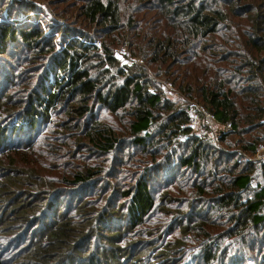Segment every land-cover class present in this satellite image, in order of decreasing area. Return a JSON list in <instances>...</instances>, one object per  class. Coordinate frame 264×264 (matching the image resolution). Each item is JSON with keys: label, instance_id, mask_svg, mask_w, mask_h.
<instances>
[{"label": "trees", "instance_id": "1", "mask_svg": "<svg viewBox=\"0 0 264 264\" xmlns=\"http://www.w3.org/2000/svg\"><path fill=\"white\" fill-rule=\"evenodd\" d=\"M78 1L87 27L49 8L48 34L49 10L22 1L0 20V61L11 56L12 87L24 88L14 103L0 87V244H10L0 264H143L159 210L174 215L166 248L183 236L180 253L195 246L196 264H264V163L246 158L264 146V0ZM118 48L132 65L121 66ZM156 79L231 126L215 141L222 149L195 134ZM45 125L53 146L33 138ZM18 132L24 145L8 141ZM44 153L80 162L60 181L80 193L63 208L42 163L29 166Z\"/></svg>", "mask_w": 264, "mask_h": 264}, {"label": "rangeland", "instance_id": "2", "mask_svg": "<svg viewBox=\"0 0 264 264\" xmlns=\"http://www.w3.org/2000/svg\"><path fill=\"white\" fill-rule=\"evenodd\" d=\"M13 1H18L16 3H13V7H11L7 12V7L9 5V3H12V0H0V20L4 19L8 20L9 17H11V14H13V12L16 11V6H18L19 1H22L26 4H22L24 5V7H29L33 5L32 8H34L35 6L37 8L41 7L43 8L45 11H48L49 8L53 11H55L57 13V15H61V16H65L62 17L65 21V23L67 25H76L78 28L81 27H87L88 23L85 22L84 19L79 18L78 17V11L76 8H74L75 6L73 5H78L79 1L78 0H68V2H65L66 0H13ZM71 1V2H70ZM75 2V3H74ZM56 4L55 6H52ZM21 5V6H22ZM34 8V9H37ZM10 12V13H9ZM27 14L28 11L26 12ZM15 14V13H14ZM34 13H31V15H33ZM51 17V18H50ZM53 13L50 12L49 13H43L41 14L40 19L44 22L43 27H46V31H48L47 33H51L49 32L50 30H48L47 25L51 22V20L53 19ZM13 18V16H12ZM50 18V19H49ZM14 19V18H13ZM91 29V28H88ZM60 36L59 34H57V40H59ZM20 49H16V51L19 52ZM120 50L123 51L124 49L118 48L116 50V56L120 59L121 64H129L132 65L131 62H127L129 57L126 54H121ZM17 52V53H18ZM16 54V53H15ZM12 59L11 56H5L3 57V60L0 61V71H1V76H0V87H5V84L7 85L8 88H11L12 90L15 91V97L13 99V102L16 103L18 101H21L24 99V94H23V87L21 85H19V87H16V85L14 84V88L12 87V80L11 77L13 75H17L14 72V68L12 67ZM137 64H141L140 62H138ZM28 65V63L26 64ZM35 71V70H34ZM31 77H36L35 74H32ZM161 84V85H160ZM156 85L159 86L162 90L163 93L167 96V98L174 104H178L180 106L185 107L186 109H190V107L193 104H201L199 101L193 100V99H189L187 97H185L183 94L179 93L177 91V89L175 87H173V89L170 87V84H166V82L156 79ZM163 85V87H162ZM194 107V106H193ZM192 107V108H193ZM97 116L101 117V118H105V113L104 111L97 113ZM202 121L201 124L198 125L197 127H193V130L195 132V134L199 135H203L202 133H204L205 131H207V135H209V140L210 143L215 146L218 147L220 149H222V146L220 144L217 143L216 146V142L218 141V137L216 135L215 132L216 131V127L211 126L210 129V125H208V123H205V118L203 117H199ZM11 120H7L4 124V126L7 123H10ZM11 126H12V122H11ZM50 125H45L42 127L41 131L38 135H41L39 138L37 137L36 134H33V138L35 137L36 140H40L41 138H46V143L50 146L54 145V142L52 140L53 135H57L56 131H51V129H47ZM8 127V125H7ZM51 131V132H50ZM9 133V132H8ZM7 133V135H8ZM206 134V133H205ZM213 137H212V136ZM28 134L26 132H18L15 134H10L8 141L9 143H14L15 146H19V145H24L27 141H28ZM61 138L63 135H59ZM49 139V140H48ZM44 140V141H45ZM208 140V139H207ZM43 141V142H44ZM73 141V139L71 140V142ZM73 143V142H72ZM48 149L51 150V148L49 147ZM125 149H127V152L130 150V145H127L125 147ZM13 156H15V154H11ZM87 156H91L90 153L86 154ZM28 160V159H27ZM38 161L42 163V170H43V176L47 177V181H49L50 183H54L55 185H57V189L56 190H60V192H58L57 194H55L56 196L59 197V207L63 208V204H70V200L71 197H79V194H76V196H74L77 188L73 187V186H66L65 184H61L62 182H60L61 180H63V178H67V175L69 172H74L76 171L78 165L80 164L79 160H76L74 162L67 160V161H58V160H54L50 155H47L46 153H44V155L41 154H36L34 156L31 157L30 160V165L29 166H35L33 162ZM34 169V168H31ZM69 171V172H68ZM172 172L174 171V169L171 170ZM175 172L177 173V175H181L184 172L181 171L180 169H176ZM173 174V173H172ZM163 177L161 174H158L153 180H152V185L153 187H155L156 189V195H157V200L161 201L163 200L164 196H162V194L164 192H162V189L159 188V186L163 183ZM68 179V178H67ZM52 187V186H51ZM65 191V192H63ZM46 194V193H45ZM121 202L119 201H115L114 204L112 205L111 208H113L114 205H116L117 207L120 205ZM166 211H158V215L157 217L153 220V228H151L148 231H144V235H145V242L142 244V248L144 249V251L141 254V257L143 259V264H176V260L180 259V262L178 264H196L198 262H201L200 257H199V250H197V248L195 246L192 245H184L182 250L183 253H180V247L183 245L184 243V239L182 236L181 240H178L175 242V244L172 243L171 239L169 238L167 240V245L168 247L166 248V236L168 234V230H171L175 227V225L172 224V218H173V214H170L169 216H166ZM167 217L168 221L165 222L164 218ZM116 226V222L113 223V227L112 229L114 230ZM179 229V227H176L175 230ZM164 230V231H163ZM162 231V232H160ZM13 240L16 238H12ZM180 239V238H179ZM152 241H154V243H156V246H150ZM164 244H163V243ZM5 243V242H3ZM16 242L13 241L12 244L14 245ZM9 247L10 244L6 247L3 244H0V253H2L3 255L7 252H9ZM18 249V246L16 245L14 247V251H16ZM180 253V254H178ZM9 254V253H8ZM7 254V255H8ZM10 255H14V252H10ZM261 263L260 261H257V263L255 264H259ZM228 264H242L241 261L236 260L234 261V259L229 262Z\"/></svg>", "mask_w": 264, "mask_h": 264}, {"label": "built area", "instance_id": "3", "mask_svg": "<svg viewBox=\"0 0 264 264\" xmlns=\"http://www.w3.org/2000/svg\"><path fill=\"white\" fill-rule=\"evenodd\" d=\"M46 13H48V12H46ZM120 53L121 54H126V51L125 50H123V51L120 50ZM115 55H116V53H115ZM116 58L120 61V59L117 56H116ZM121 62L122 61H120V63ZM127 62H131L132 63L133 61L130 60V59H128ZM121 66H124V64H121ZM166 84H168V83H166ZM170 87L173 89L174 86L170 84ZM188 112H189V115H190V118H191V123H190L189 126H191L192 128L193 127H197L198 125L201 124V121L203 119L201 120L199 117L205 118V123L207 122L208 125L211 124L210 125V129H212L211 126L216 127V131H213V132L216 133L217 137L219 136L220 132L223 131L225 128L228 129V130H230V128H231L230 125H227L225 128L224 127H221L220 123L217 121V119L215 118V116L211 112H209L201 104H193L190 107V109H189ZM241 153L244 154L243 152H241ZM246 158H247V160L249 162H252V163H264V146H261V147L258 148L256 155H254V156H246Z\"/></svg>", "mask_w": 264, "mask_h": 264}]
</instances>
